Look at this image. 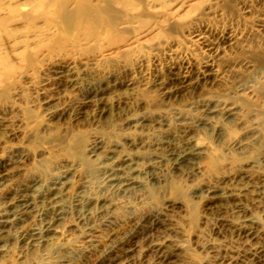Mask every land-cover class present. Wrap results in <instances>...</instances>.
<instances>
[{
	"label": "rangeland",
	"instance_id": "rangeland-1",
	"mask_svg": "<svg viewBox=\"0 0 264 264\" xmlns=\"http://www.w3.org/2000/svg\"><path fill=\"white\" fill-rule=\"evenodd\" d=\"M52 1L0 0V264H264V0H111L90 36Z\"/></svg>",
	"mask_w": 264,
	"mask_h": 264
},
{
	"label": "bare ground",
	"instance_id": "bare-ground-1",
	"mask_svg": "<svg viewBox=\"0 0 264 264\" xmlns=\"http://www.w3.org/2000/svg\"><path fill=\"white\" fill-rule=\"evenodd\" d=\"M12 3L9 5L10 8L9 11L11 13V15H14L16 16L19 11H20V8L23 7V6H30L32 4L31 0H11ZM71 1L73 0H68V3H70ZM85 1V0H84ZM84 1H81L79 0L78 1V7H77V12L76 14H73L71 12H69V10L66 9V6L65 4L66 3H61V0H53L52 2H41L39 3L37 6H36V9L37 11L41 12L43 10H45L44 12H47V9H50V8H53V9H56V10H59V11H62L64 12L66 15H69V16H72V15H77V19L78 21L81 23V26H80V31H83L85 33L86 36H90L91 33L90 31H88V28H89V23L90 21H93V20H96V19H102L103 16L107 17L109 15V13L111 14V6H112V3L111 0H106L104 2H98L96 3L95 5H91V6H88V5H85L87 2H84ZM101 3V4H100ZM49 14V13H48ZM50 18L53 19V14H49ZM21 18L23 19H26L25 18V15H23ZM28 18V17H27ZM8 17L7 16H0V23H6L8 21ZM36 19H40L39 16H36V17H32V19H26L27 22H29L30 20H36ZM32 31H29L31 33H38L39 30L38 29H31ZM41 34H39L40 37H43L44 36V33H42L41 31L39 32ZM88 33V35H87ZM47 38V36H46ZM54 37L51 38V40L53 39ZM45 41V40H43Z\"/></svg>",
	"mask_w": 264,
	"mask_h": 264
}]
</instances>
